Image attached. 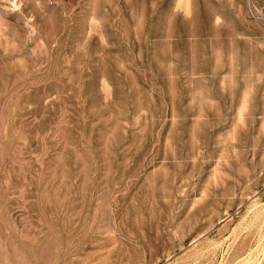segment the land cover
I'll return each instance as SVG.
<instances>
[{"label": "rangeland", "instance_id": "rangeland-1", "mask_svg": "<svg viewBox=\"0 0 264 264\" xmlns=\"http://www.w3.org/2000/svg\"><path fill=\"white\" fill-rule=\"evenodd\" d=\"M0 264H264V0H0Z\"/></svg>", "mask_w": 264, "mask_h": 264}]
</instances>
